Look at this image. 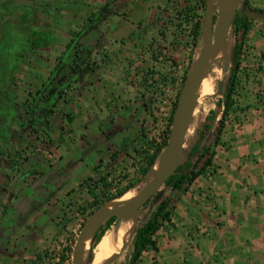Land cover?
I'll return each instance as SVG.
<instances>
[{
    "label": "rangeland",
    "instance_id": "obj_1",
    "mask_svg": "<svg viewBox=\"0 0 264 264\" xmlns=\"http://www.w3.org/2000/svg\"><path fill=\"white\" fill-rule=\"evenodd\" d=\"M0 1L10 3V0ZM38 1L49 3L51 12L44 13L43 8L37 6L40 12L35 17L38 33L33 44L36 49L21 53L24 59L17 75V87L10 91L20 105L27 100L34 101L42 92L36 109L41 108L46 116H37L35 132L31 134L20 129L16 120L5 117L6 111L0 109L3 116L0 118V151L3 153L0 156V264H73V251L82 226L97 210L86 209L92 200L83 182L90 177L96 180L106 177L111 184L110 193L116 195L138 178L144 158L131 144L135 143L143 151L148 144H156L169 130L171 132L176 102L204 44L202 33L193 45L192 60L180 75L174 71V75L165 78L166 87L158 84V88L150 92L143 88L130 90L125 88L126 83H139L142 78L139 68H144L147 62L175 66L171 63L170 51L192 36L191 26L203 21L207 0H192V3L166 0L165 12L161 7L156 12L158 2H155V12L144 14L143 20L130 29L121 26L123 32L116 19L119 14L123 15L116 0ZM250 5L246 8L244 0H239L236 17L260 9ZM125 20L126 17L123 22ZM250 20L253 29L258 20ZM119 37L123 38L119 40ZM240 37L233 23L227 47L221 49L219 64L213 63L206 71L205 79L211 80L215 93L200 102L198 99L193 109L195 116L189 124L186 150L195 146L200 136L206 137L211 146L216 141L225 108L224 93L234 68L231 57ZM117 38L119 43L115 44ZM129 38L136 43H129ZM246 44L239 72L237 106L228 117V123H239L249 110V106L242 103L245 88H258V96H264V65L253 42ZM121 54H134L132 64L128 61L127 67H123L126 59ZM154 57L156 59L151 61ZM116 79L121 81L116 82ZM100 80L113 82L112 85L118 83L120 87L110 88V84H104L108 88H94ZM108 104L111 110L117 109V115L111 117L116 124L114 129L128 130L124 135L120 133V139L115 141L116 162H111V151L105 149L109 155L101 153L102 156L95 152L100 142L95 140L96 132L90 134L100 120L106 119L101 109L106 111ZM105 128L114 138L112 129ZM21 137H25L23 142ZM17 150L23 152V166L12 163ZM77 158L84 162L83 167H70V161ZM142 183L140 190L148 185ZM163 199L164 196L158 203L151 200L141 208L134 227L130 228L133 234L127 238L123 254L112 264H129L136 230L147 223ZM15 206L19 208H13ZM122 222L123 219L120 223L118 220L112 228ZM97 236L98 232L89 240L86 264ZM16 244L21 245L18 252L13 249ZM96 251L97 248L94 256Z\"/></svg>",
    "mask_w": 264,
    "mask_h": 264
},
{
    "label": "crops",
    "instance_id": "obj_2",
    "mask_svg": "<svg viewBox=\"0 0 264 264\" xmlns=\"http://www.w3.org/2000/svg\"><path fill=\"white\" fill-rule=\"evenodd\" d=\"M248 1L264 10V0ZM155 2H158L156 12L159 7L166 11V0H116L123 14L116 18L121 32V26L130 29L143 20L144 14L155 12ZM254 23L255 27L252 29L251 26L246 34V43L252 41L261 55L264 52V19ZM195 32L196 25L191 26L189 33L192 36L184 43H177L170 51L174 67L147 62L144 68H139L140 82L135 85L126 83L125 88H143L150 92L152 88H158V84L166 87L165 78L175 73L180 75L192 60ZM119 40L115 39V44ZM129 43L135 44L136 41L131 39ZM121 55L126 59L123 67H127L128 61L132 64L134 54ZM98 83L94 88H108L104 84H110V88L120 87L118 83L112 85L113 82L103 83V80ZM244 91L242 103L249 106V110L239 123H226L220 143L213 150L215 154L209 170L181 189L169 187L166 190L163 201L171 212L170 221L164 223L155 237L157 250L145 252L139 264H264V96H258V88H245ZM262 93L264 95V91ZM110 106L108 104L106 111L101 109L106 119L100 120L97 128L90 131V134L92 131L97 133L94 139L100 144L95 152L100 156L101 153L109 155L105 149L118 155L114 149L115 141L120 139V133H128L126 129L120 132L114 129L116 124L111 117L117 115V109L111 110ZM68 117L73 121L71 116ZM104 126L112 129L114 138L107 134ZM125 141L123 139L124 144ZM70 163V167H83L84 164L78 158ZM23 243L21 241V245ZM21 245H14L13 249L18 252Z\"/></svg>",
    "mask_w": 264,
    "mask_h": 264
},
{
    "label": "trees",
    "instance_id": "obj_3",
    "mask_svg": "<svg viewBox=\"0 0 264 264\" xmlns=\"http://www.w3.org/2000/svg\"><path fill=\"white\" fill-rule=\"evenodd\" d=\"M29 2L37 4H29ZM244 5L246 8L251 7L248 0H244ZM37 6H41L44 13L51 12L50 4L42 1L10 0V3L0 1V109L6 111L5 117H11L16 120V122L20 125V129L29 131L31 134L35 132L33 127L37 122V116L41 115L43 118L46 116L41 108L38 110L36 109V103H38L39 100H42V92L35 97L34 101L27 100L23 105H20L16 101V98L13 93H11L10 89L17 87V75L23 63L22 59H24V56L21 53L24 50L32 52L36 49L35 44L33 43L38 33L35 17L40 11ZM256 11L264 14V10L258 9ZM251 26L252 21L246 14L238 15L234 21L236 34L237 36L241 35V39L235 45L233 55L231 57V62L234 68L231 72L229 84L224 93L225 100L223 103L225 108L222 119L220 120V126L217 130L216 141L214 145L211 146L207 144L208 139L206 137H199L195 146L188 150L187 158L184 164L179 167L177 174L171 178V187L173 188L181 189L184 184L193 182L201 175H204L213 164L215 154L213 152V148L220 143L223 129L226 126L228 117L231 114H234L237 106L236 96L238 95V83L240 81L239 72L241 68V60L247 46L246 34L250 31ZM202 29L203 21L198 22L196 25V32L194 34V40L196 42H198L202 36ZM260 60L264 65V52L261 53ZM178 100L176 102L174 112L176 110ZM174 112L171 116V123L173 122ZM1 117L3 116L0 115V118ZM212 119L213 118L211 117L209 118L210 121H213ZM169 134L170 130L167 132V136L162 138L160 143L157 142L156 144H148L145 148H143V151H140L138 146L135 143H132L133 149L136 153L144 158V166L140 169L138 178L131 181L126 188L119 191L116 195L110 193L111 184L108 182L106 177H101L99 180L90 177L85 180L83 185H86L92 200V203H89L86 209H93L95 211L107 203L122 198L137 187V185L147 177L156 164L162 151L167 145ZM21 140L23 142L25 137H21ZM0 156H3L1 151ZM117 160L118 155L112 154L111 162H116ZM24 161L25 158L23 152L17 150L12 163L23 166L22 162ZM96 171L97 173H100L98 168ZM170 215L171 212L168 204L163 201L160 203L147 223L137 229L134 240L133 255L129 264H139L145 252L150 249L157 250L155 237L164 223L170 221ZM117 221V218H112L100 228L98 236L94 240L90 249V255L88 258L89 263L94 262L95 256L93 253L95 248H97L98 251V246L103 237L112 229ZM38 259L42 260L40 255H38Z\"/></svg>",
    "mask_w": 264,
    "mask_h": 264
},
{
    "label": "water",
    "instance_id": "obj_4",
    "mask_svg": "<svg viewBox=\"0 0 264 264\" xmlns=\"http://www.w3.org/2000/svg\"><path fill=\"white\" fill-rule=\"evenodd\" d=\"M238 2L239 0H207L202 29L204 44L200 55L196 58L186 77L184 87L180 93L167 145L157 160L160 161V169L154 181L145 185L130 200L120 201L124 197L123 196L118 200L98 208L88 218L75 244L73 264H86L83 258L86 247L85 239L91 230L94 229V235L112 218H117L119 223L125 218L135 219L146 203L151 200H153L154 203L160 202L166 190L171 187V178L177 174L179 167L184 164L187 158L188 150L185 149L186 138L189 124L193 116V109L199 99L195 92L203 79H205L207 69L214 63L212 57L218 47H223L224 50L227 47L231 29L237 14ZM220 5L222 6V10L219 9ZM223 11H225V14H223ZM217 13L218 16L216 18ZM246 15L253 20L264 19V14L261 12H246ZM227 57L229 58L230 56ZM222 89L221 84L220 92H222ZM152 170L142 181L149 177ZM142 181L137 186H139ZM112 203L116 204L111 207ZM123 252L122 250L119 254L109 258L105 264H112ZM87 264L91 263L87 262Z\"/></svg>",
    "mask_w": 264,
    "mask_h": 264
},
{
    "label": "bare ground",
    "instance_id": "obj_5",
    "mask_svg": "<svg viewBox=\"0 0 264 264\" xmlns=\"http://www.w3.org/2000/svg\"><path fill=\"white\" fill-rule=\"evenodd\" d=\"M221 7L222 6L220 5L219 9H221ZM223 14H225V11H223ZM222 48L223 47H218L217 51L214 53L212 57L214 65L216 66L220 62ZM211 84H212L211 80L203 79L199 88L195 92L196 96L199 97V102L201 101V99L212 96L215 93V88ZM159 169H160V161H157V163L153 167L152 173L148 177V180L144 181L142 185L153 182ZM139 190H140V186L136 187L131 193H129L128 197H123L122 201L130 200L131 198L134 197L135 194L139 192ZM134 223H135L134 218H125L123 219L122 224H120L118 227L112 228L110 231L106 233V235L103 237L101 243L98 246V251L95 255L94 264H105L107 259L113 257L114 255L119 254L120 252H122V250H124L127 238L133 234V231H131L130 228L134 227ZM93 232L94 229L87 234L85 239L86 247L83 255L84 260L87 256L89 240L93 236Z\"/></svg>",
    "mask_w": 264,
    "mask_h": 264
},
{
    "label": "built area",
    "instance_id": "obj_6",
    "mask_svg": "<svg viewBox=\"0 0 264 264\" xmlns=\"http://www.w3.org/2000/svg\"><path fill=\"white\" fill-rule=\"evenodd\" d=\"M169 136H170V134L168 135V139H169ZM163 137H165V136H163ZM162 140V139H161ZM161 140L158 142V143H160L161 142ZM70 259H71V257H70Z\"/></svg>",
    "mask_w": 264,
    "mask_h": 264
}]
</instances>
